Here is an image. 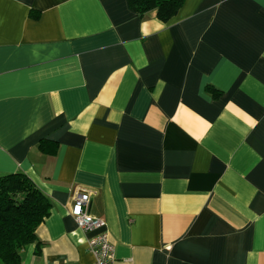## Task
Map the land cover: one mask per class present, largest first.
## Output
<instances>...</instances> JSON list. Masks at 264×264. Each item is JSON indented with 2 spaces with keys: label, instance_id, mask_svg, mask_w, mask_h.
Here are the masks:
<instances>
[{
  "label": "crops",
  "instance_id": "1",
  "mask_svg": "<svg viewBox=\"0 0 264 264\" xmlns=\"http://www.w3.org/2000/svg\"><path fill=\"white\" fill-rule=\"evenodd\" d=\"M51 201L21 264H264V0H0V175ZM0 264H3L0 261Z\"/></svg>",
  "mask_w": 264,
  "mask_h": 264
},
{
  "label": "trees",
  "instance_id": "2",
  "mask_svg": "<svg viewBox=\"0 0 264 264\" xmlns=\"http://www.w3.org/2000/svg\"><path fill=\"white\" fill-rule=\"evenodd\" d=\"M184 0H128L129 6L144 15L154 10L162 21L172 18ZM51 201L24 173L0 175V261L21 264L22 251L35 242L37 226L48 216Z\"/></svg>",
  "mask_w": 264,
  "mask_h": 264
},
{
  "label": "built area",
  "instance_id": "3",
  "mask_svg": "<svg viewBox=\"0 0 264 264\" xmlns=\"http://www.w3.org/2000/svg\"><path fill=\"white\" fill-rule=\"evenodd\" d=\"M90 196V191L78 192L71 204L70 214L78 227L93 232L87 244L94 256V264H116L114 247L109 239L105 220L94 216L88 210Z\"/></svg>",
  "mask_w": 264,
  "mask_h": 264
}]
</instances>
